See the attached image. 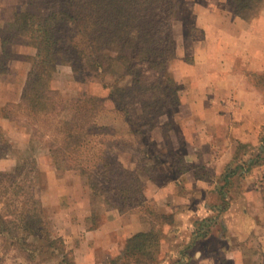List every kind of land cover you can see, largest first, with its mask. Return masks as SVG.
Segmentation results:
<instances>
[{
	"label": "trees",
	"instance_id": "16d2710c",
	"mask_svg": "<svg viewBox=\"0 0 264 264\" xmlns=\"http://www.w3.org/2000/svg\"><path fill=\"white\" fill-rule=\"evenodd\" d=\"M26 2L25 10L14 12L12 18L0 27V75L7 73L13 46L19 40H24L36 50L20 101L13 105L23 106L32 117L41 113H66L67 117L59 120L61 139L49 138L46 142L55 165L59 167L63 162L66 170H77L86 178L93 194L107 195L109 206L120 211L136 208L140 212L144 207L142 217L150 224L148 231L129 238L122 255L109 264H154L159 253L161 225L171 222L172 217L146 205V186L137 172L146 175V180L156 182L155 173L167 181L175 179L185 167H177L161 153L145 152L144 156L154 158V171L151 173L144 158L139 159L137 165L125 166L119 159V153L110 147L105 152L93 153L88 162L79 149L89 137L107 133L95 122L105 99L81 91L76 97L65 100L49 83L56 67L65 65L70 67L75 81L100 84L108 90L107 98L123 114L131 131L138 132L146 140L148 131L155 126V118L167 114L169 108L177 107L180 100L181 85L170 70V64L176 57L173 23L178 12L182 11L180 0ZM228 2L230 11L243 20L255 18L264 8V0ZM127 77L130 78L129 84L122 85ZM2 117L10 118V115ZM261 141L262 147L237 168L248 171L264 163V135ZM4 155L0 152V158ZM24 170V165L18 164L11 171H0V203L3 205L0 225H3L1 231L9 230L6 225L22 229L24 236L21 241L28 246L26 237L42 233L45 218L40 201L26 188L25 180H30L27 174L23 175ZM235 172L230 170L224 176L226 184L220 189L223 197ZM227 205L228 201L223 199L217 205L216 215L195 223L190 241L179 249L173 264H187L186 258L191 257L188 248L211 238L213 228L222 225L218 215ZM57 242L63 244L60 237L55 242L49 240L46 247L50 249V255L64 251L57 248ZM261 255L264 264V249ZM30 257L33 258L32 254ZM0 264H4L1 257Z\"/></svg>",
	"mask_w": 264,
	"mask_h": 264
},
{
	"label": "crops",
	"instance_id": "0c3cea01",
	"mask_svg": "<svg viewBox=\"0 0 264 264\" xmlns=\"http://www.w3.org/2000/svg\"><path fill=\"white\" fill-rule=\"evenodd\" d=\"M190 17L189 29L199 28L201 36L189 33L175 40L177 57L189 58L191 63L183 65L184 71L178 75L174 70L173 76L182 83L201 152L194 151L190 165L175 179L151 194L145 192L148 200H162L157 212L172 217L161 225L154 264H173L179 249L190 241L195 223L216 215L223 199L228 205L218 215L221 227L215 226L207 241L188 248L191 257L186 258L187 264H248L250 240L257 234L264 206V163L248 171L237 166L253 155L250 150L257 152L263 145L264 84L254 75L264 76V18L257 19L250 30L243 19L219 3L195 5ZM175 27L174 22V35ZM28 47L33 52L30 50L25 59L9 61V73L3 74L7 77H0V108L20 101L36 53L33 46ZM10 122L0 116V125L9 127L12 139L28 142L30 135L13 130ZM230 170L236 172L223 197L220 189ZM49 171L52 173L51 167ZM66 175L55 182L63 193L45 200V205L54 201L59 206L53 214L54 229L65 243V253L61 259L49 255L44 264H109L122 255L129 238L150 229L136 208L120 211L109 205L102 209L100 221L90 224L96 209L91 189L84 176L68 183L63 180ZM233 216L253 222L235 225ZM180 234L186 240L179 245L174 237Z\"/></svg>",
	"mask_w": 264,
	"mask_h": 264
},
{
	"label": "rangeland",
	"instance_id": "374dc122",
	"mask_svg": "<svg viewBox=\"0 0 264 264\" xmlns=\"http://www.w3.org/2000/svg\"><path fill=\"white\" fill-rule=\"evenodd\" d=\"M207 3L214 5L216 3L222 4L225 10L230 11L228 0H180L179 6L182 8V11L178 12V17L174 21L176 25L174 30L175 40L183 39L189 33H192L191 35L195 37L201 36L199 28L195 31L189 29L190 24L193 22L190 13L193 6L206 5ZM26 8V0H0V27L12 18L14 12L17 10H25ZM261 18H264V8L261 9L259 15L255 18L244 21L250 30H253V24H255L257 19L259 20ZM179 21L182 23V28H180ZM192 28L195 29V27ZM25 46H28V44L24 40H19L13 46V57L10 62L12 60L25 59V56H29V52H33V49H30L29 47L26 49ZM190 61L189 58H180L176 55L170 64V70L172 73L175 70L174 74L178 75L184 71L182 66L190 64ZM8 73L9 70L6 74ZM1 76L2 75H0V77ZM254 76L255 78L260 79L259 81L264 84L263 75ZM2 77L6 78L7 76L3 75ZM129 82L130 78L127 77L121 84L128 85ZM177 82L181 85L178 106L169 108L167 114L155 118V126L148 131L146 140H144L138 132L134 133L131 131L123 114L117 111L111 100L107 98V89H104L100 84L95 82L75 81L70 67L65 65L57 66L56 70L52 73L49 86L57 92L60 98L65 100L76 97L81 91H87L91 95L100 96L105 99L102 109H100L95 118V122L97 125L102 126L107 133L89 137L84 142L79 149L81 150L80 153L84 156V159L87 161L91 160V158H93V153L101 151L105 152L108 150V147H110L119 153V159L125 166L137 165L140 163L139 159L144 158L146 167L149 168L152 173L154 171V158L144 156L145 152L150 154L161 153L169 162L176 163L179 168H186L190 165V158L194 151L196 154L201 152V147L197 148L200 140L195 137L194 124L191 122V115L187 109V97L184 95L182 83L179 81ZM136 108L137 107L135 106V109ZM5 114L10 115V118L8 119L11 120V128L13 127V130H23L24 132H27L30 135V139L28 142H24V144L22 143V145L20 144L22 140H18V138H16L17 140L15 138L12 139L9 136V127L5 128L0 125V152L5 154L0 158V171L8 172L18 164L22 166L24 165L26 171L24 170L23 175L27 174L29 180H32V185L30 184V181L25 180L27 184L26 188H29L35 199L40 201L42 207H45V224L41 226L42 233L39 232L36 236L32 235L26 237L27 244H29L28 246L21 241L24 236L22 229L16 228L13 225H6V228L10 231H1L3 225H0V257L3 259L4 264H44L43 261L48 259L50 255V249H47L46 247L49 240L55 242L58 237L54 229L55 223L53 220V214L59 209V206L55 205L54 201L45 205V200H50L51 197L63 193V191H59L55 187L57 178L60 179L67 174V177L63 178V180H66L68 183H73L76 182L81 175L77 170H66L65 163L63 162H60L58 165L59 167H57L46 147V142L49 138H55L57 140L61 139L62 133H60L58 129L60 127L59 120L64 118V116H67L66 113L62 115H48L41 113L38 117H32L28 115L27 110L23 106L18 107L13 104L0 108V116L2 117ZM136 119L134 120L140 121L139 119ZM140 122H142V120ZM146 147L148 150H145ZM250 152H253L254 155L256 151L250 150ZM167 163L168 162L165 163V166H167ZM49 167L52 168V173L49 171ZM137 174L141 177L143 184L146 186L145 192L147 194L153 193L166 183V180L161 179L160 175L157 176L155 173L153 174L154 177H156V182L146 180V175L140 171L137 172ZM91 194L96 209L93 213L90 224H96L100 221L102 209L108 206L106 203L107 195L104 193L95 195L92 192ZM1 198L2 193L0 191V200H2ZM147 201L148 203L146 205H148L149 208L157 210L160 201L162 200L147 199ZM2 208L3 205L0 203V211ZM141 209L144 210V207H141ZM142 210L141 212L144 214ZM15 214L16 213L12 216H15ZM233 217L235 225L242 221L245 222L246 225H251L253 222L249 218L242 220V218L240 219L238 216ZM257 230V234H254V238L250 240L251 247L249 252L250 257L247 262L248 264H263V256L261 254L264 249V206L260 208ZM246 231L247 227L245 231L243 229L244 234L243 232L241 234L246 236ZM174 239L179 245L183 244L186 240L184 235L181 234L175 236ZM57 248H63L64 250L62 253L55 254L56 258L61 259L65 253V243L63 242L62 245L58 243ZM30 254H32L33 258L30 257Z\"/></svg>",
	"mask_w": 264,
	"mask_h": 264
}]
</instances>
